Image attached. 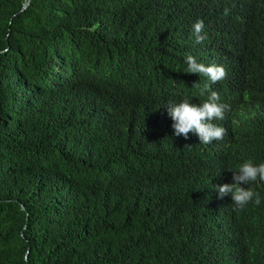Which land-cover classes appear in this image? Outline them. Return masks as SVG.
<instances>
[{"label":"trees","instance_id":"trees-1","mask_svg":"<svg viewBox=\"0 0 264 264\" xmlns=\"http://www.w3.org/2000/svg\"><path fill=\"white\" fill-rule=\"evenodd\" d=\"M24 2L0 0V264H264V183L240 212L214 192L264 163V0ZM212 91L229 144L174 136L166 106Z\"/></svg>","mask_w":264,"mask_h":264},{"label":"clouds","instance_id":"clouds-1","mask_svg":"<svg viewBox=\"0 0 264 264\" xmlns=\"http://www.w3.org/2000/svg\"><path fill=\"white\" fill-rule=\"evenodd\" d=\"M227 14L228 10L226 9L224 15ZM203 31V20H197L192 26V34L196 43H201L208 38L203 34ZM185 63L187 73L205 76L210 84H215L227 77V72L223 66L215 64L205 66L198 63L191 55L185 58ZM219 101V94L212 91L208 99L198 105L191 103L187 98L179 103L168 104L166 110L172 121L173 135L187 140L188 134L193 133L197 136L199 144L208 145L222 142L228 145L231 132L228 130L224 115L229 110V105ZM215 120L220 121L215 124L213 123ZM229 170L232 171V182L215 185L216 199L223 202L233 212L243 211L250 203L260 205L259 193L248 187V185L256 182L264 183V163L254 165L251 162H245L240 165L238 171Z\"/></svg>","mask_w":264,"mask_h":264},{"label":"water","instance_id":"water-1","mask_svg":"<svg viewBox=\"0 0 264 264\" xmlns=\"http://www.w3.org/2000/svg\"><path fill=\"white\" fill-rule=\"evenodd\" d=\"M30 4V0H25L22 10L26 9V7Z\"/></svg>","mask_w":264,"mask_h":264}]
</instances>
